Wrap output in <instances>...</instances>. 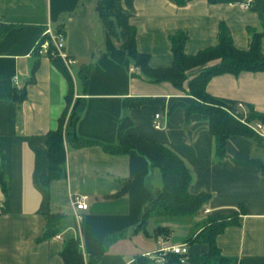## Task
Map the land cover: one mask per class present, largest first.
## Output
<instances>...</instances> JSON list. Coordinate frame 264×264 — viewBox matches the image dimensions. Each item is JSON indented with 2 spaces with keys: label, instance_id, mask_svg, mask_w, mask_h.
I'll return each instance as SVG.
<instances>
[{
  "label": "crops",
  "instance_id": "1",
  "mask_svg": "<svg viewBox=\"0 0 264 264\" xmlns=\"http://www.w3.org/2000/svg\"><path fill=\"white\" fill-rule=\"evenodd\" d=\"M98 0H0V81L9 80L26 92L19 105L0 99V264H65L61 256L65 234L38 241L49 194L40 178L48 171L46 134L55 130L66 105L69 83L52 59L34 51L47 25L63 29L66 52L76 60L69 69L75 98L85 100L77 125L84 139L116 144L121 119L129 117L131 132L172 148L189 166L193 193L211 195L197 215L172 221L152 218L138 229L146 205L163 182L160 171L137 152L106 153L100 145L75 147L67 143L64 175L50 185L51 212L81 214L78 234L87 264H184L171 252L162 261L150 259L164 247L186 244L188 258L208 252L195 238L209 216L237 215L216 237L222 255L232 264H264V124L259 139L233 136L226 155L215 156L208 120L194 115L186 122L182 108L168 112L175 101L190 99L168 82L150 83L132 76L134 65L121 48L130 28L137 31L138 49L150 55L154 68L173 62L170 36L189 35L185 45L193 55L217 42L224 22L235 45L249 48L252 31L264 34V0L242 9L238 0H116L111 12L121 40L110 37L97 14ZM264 50V42H263ZM219 61H213L212 66ZM92 63L88 87L79 71ZM202 67L188 72L190 79ZM188 87V81L185 88ZM207 91L221 99L251 105L264 113V72H241L213 77ZM154 97L159 103L125 106L126 99ZM157 113L163 129L154 127ZM255 125V124H254ZM86 196L88 208L76 211L72 200ZM167 232L157 233V229ZM176 230L182 238L175 240ZM181 258V257H180Z\"/></svg>",
  "mask_w": 264,
  "mask_h": 264
},
{
  "label": "trees",
  "instance_id": "2",
  "mask_svg": "<svg viewBox=\"0 0 264 264\" xmlns=\"http://www.w3.org/2000/svg\"><path fill=\"white\" fill-rule=\"evenodd\" d=\"M184 4L185 0H176ZM116 0H98L97 14L107 34L121 40L118 23L111 12L117 9ZM137 31L130 28L125 40H121V48L127 54L130 62L138 69L132 76L140 77L150 83L172 84L176 89L186 92L190 99L175 101L168 115L176 108H182L186 122L191 121L194 115L203 116L208 120L209 131L215 140V156L221 160L226 155V147L233 136H244L249 139H259L260 135L251 126L257 123L264 124V113H260L251 105L226 99L217 98L207 91L209 81L221 74L238 75L241 72H264V34L252 31L249 48L239 49L231 35L228 26L221 22L216 44L190 55L185 51L189 35L186 31H178L170 36L173 62L169 67L154 68L150 65V55L141 52L137 47ZM55 66L65 76L69 83V93L66 97L67 105L59 118L58 126L46 134L48 152V171L40 178L41 185L49 194L47 210L43 213L44 230L38 241L49 240L68 227H72L64 237L61 256L65 264H87L82 249L81 238L78 234L75 216L67 212H51L50 185L61 179L67 163L66 144L75 147L100 145L108 154L123 155L137 152L147 158L151 167L158 169L162 177V188L157 190L154 197L146 205L138 229L156 217L170 219H184L199 214L211 195L207 192L193 193L191 184L193 176L185 160L172 148L158 141L131 132L134 126L129 117L121 119L117 131L116 144H103L98 141L84 139L77 133V125L85 109V100L75 98L73 77L60 58L52 59ZM213 61L218 63L207 66ZM202 67L199 74L189 80L188 72ZM93 66L92 63L83 65L79 71L85 88L88 87ZM188 81V87L185 83ZM0 99H12L21 104L26 99V92L18 89L9 80L0 81ZM154 97H136L126 99L125 106L140 107L145 104L159 103ZM1 180L6 183L4 171L0 169ZM237 215L209 216L204 229L195 238L208 246V252L201 256H190L184 264H232V260L222 255L216 243V237L229 225L237 223ZM169 232L166 229H157L156 232ZM176 255V254H175ZM178 256V255H176ZM178 261L181 262L180 256ZM144 262L140 261V264Z\"/></svg>",
  "mask_w": 264,
  "mask_h": 264
},
{
  "label": "built area",
  "instance_id": "3",
  "mask_svg": "<svg viewBox=\"0 0 264 264\" xmlns=\"http://www.w3.org/2000/svg\"><path fill=\"white\" fill-rule=\"evenodd\" d=\"M253 0H238L237 4L244 10H248L252 7ZM66 35L63 29H55L54 26L49 23L45 28L42 37L37 41L34 51L40 56H46L51 59L60 58L68 69H71L76 60L70 57L66 52ZM131 71H138L137 68L132 67ZM154 127L156 129H163L164 121L163 115L157 113L154 119ZM257 133L262 127L261 123H257L251 126ZM260 134V133H259ZM72 204L76 211H83L88 208L87 197L86 196H76L73 197ZM75 218L78 223H81L83 217L81 214H76ZM166 252H171L173 254L179 255L181 257V263H185L188 260V249L186 244L172 245L169 247L162 248L157 253H148L147 256L155 261H162L163 254Z\"/></svg>",
  "mask_w": 264,
  "mask_h": 264
},
{
  "label": "rangeland",
  "instance_id": "4",
  "mask_svg": "<svg viewBox=\"0 0 264 264\" xmlns=\"http://www.w3.org/2000/svg\"><path fill=\"white\" fill-rule=\"evenodd\" d=\"M157 171H159V170H157ZM172 221H182V220L181 219H173ZM182 234L183 233L181 231L176 230V232H175V240L176 239L178 240V239L182 238V236H183Z\"/></svg>",
  "mask_w": 264,
  "mask_h": 264
}]
</instances>
